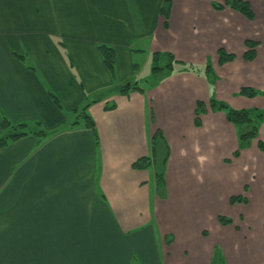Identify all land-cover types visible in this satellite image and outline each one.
Instances as JSON below:
<instances>
[{"label":"crops","instance_id":"crops-1","mask_svg":"<svg viewBox=\"0 0 264 264\" xmlns=\"http://www.w3.org/2000/svg\"><path fill=\"white\" fill-rule=\"evenodd\" d=\"M247 1L253 20L216 9L222 0H172L166 22L165 0H0V136L4 115L67 125L0 147V264H264V226L253 228L248 214L245 225L219 221V184L239 177L229 174L235 161L225 162L238 142L236 127L210 106L214 93L236 109L264 108L252 104L260 96L239 95L244 86L264 90V0ZM226 38L240 52L220 65ZM245 39L260 42L252 61ZM100 45L115 49V76ZM155 51L200 70L141 84L144 93L112 91L133 75L136 53L151 60ZM208 60L213 85L197 65ZM96 94L102 99L88 111L97 135L76 116ZM199 101L207 107L201 126ZM157 130L170 149L163 196L153 167H133L151 156ZM192 201L213 210L188 213L182 204ZM193 221L203 231L192 232Z\"/></svg>","mask_w":264,"mask_h":264},{"label":"trees","instance_id":"trees-1","mask_svg":"<svg viewBox=\"0 0 264 264\" xmlns=\"http://www.w3.org/2000/svg\"><path fill=\"white\" fill-rule=\"evenodd\" d=\"M213 6L216 9L222 10L226 6H229L231 9H234L248 19L253 20L255 18L254 10L247 0H225L223 3L213 2ZM172 7V0H165L162 5L161 13L165 17L167 22L170 11ZM246 51L244 53V58L248 61H252L256 56V48L259 45V41L248 39L245 41ZM100 52L103 56L105 64L107 65L109 71L113 76H115V65H116V53L115 49L108 45H100ZM236 58L234 53L227 52L224 48L218 49V62L220 65H223L227 62H232ZM152 76L150 79L144 80L148 83L150 87L157 86L164 79L170 77L171 75L179 72H192L198 71L195 65L187 64L178 60L175 55L169 51H155L152 53ZM178 66V67H177ZM203 74L208 79L209 83H215L217 76L214 72L213 66L211 63H208L203 70ZM143 81L136 80L135 82H130V85H121L117 88H114L112 91H118L122 94H129L132 90L139 91L144 93V88L141 86ZM239 94L247 97H255L256 95L264 94V91L256 89L251 86H244L239 91ZM55 97V96H53ZM102 97H95L92 101H86L80 115L78 118H84L85 124L87 127L93 130L95 135H97L95 121L92 116L89 114V107L92 103L101 100ZM115 104H107V109H114ZM210 106L213 111H223L228 119L237 130L238 136V148L234 152L233 156L238 158L241 155V151L248 149L252 146L253 141L257 139L260 135V128L264 123V108H247V109H236L230 106L228 103L218 100L215 97H211ZM207 112V107L203 102H198L196 110L195 123L197 126H201V116ZM76 123V122H75ZM2 127H14V129H25L16 130L10 134L0 137V147L6 146L11 140H17L25 135L30 133L38 135H46L47 133L43 130L41 131H32L29 130V126L26 123H19L17 126L11 125V121L8 117L4 115L2 120ZM258 147L264 151V141L258 140ZM151 156L143 157L138 159L133 163V167L139 170H145L149 167H153L156 173L157 180V191L159 195L163 196L165 193V170L166 164L169 159L170 149L165 140L164 134L161 130H157L154 137L151 141ZM231 162L230 160H226ZM231 204L237 203H248V199L242 195L232 196L230 199ZM219 221L223 225H228L233 223V219L224 215L219 216ZM216 264V263H215Z\"/></svg>","mask_w":264,"mask_h":264},{"label":"rangeland","instance_id":"rangeland-1","mask_svg":"<svg viewBox=\"0 0 264 264\" xmlns=\"http://www.w3.org/2000/svg\"><path fill=\"white\" fill-rule=\"evenodd\" d=\"M224 1L225 0H222V2H224ZM254 1L259 7L260 6V0H254ZM246 40H248V39H245L244 41H246ZM251 40H254V39H251ZM256 41H258V40H256ZM238 43H239L238 41L237 42L235 40L233 41L231 38H226L222 41V45L219 48H224L227 52H230V53H234V54L239 53L240 47H239ZM244 44H245V42H244ZM226 46L231 47L232 49L227 48ZM245 48H246V44H245ZM216 55L218 58V51H217ZM208 61H209L208 63H211L210 60H208ZM134 64H135V66H134L133 75H131L130 78L126 82H124L123 84H121V83L120 84L121 85H127L130 82H135L136 80H138L141 82L143 81L142 84L147 86V89H148L150 87V85H148V83L144 82V80L150 79L152 76V61L147 58L146 54L136 53ZM197 65L201 67V69H202L201 71L205 70L206 65L205 66L199 65V64H197ZM117 68H118V66L116 63L115 75L118 74ZM196 68L198 69V67H196ZM195 73H198V71H195ZM116 80H117V78H116ZM210 84L213 85L212 83H210ZM262 91H264V90H262ZM98 95L99 94H96L95 96L91 95L90 100L92 101L93 98L96 96L98 97ZM239 95H241V94H239ZM212 96H214V93H211V97ZM258 96H260V97L257 98L256 100L252 101V104H258L259 102L264 104V94H260ZM82 108H78V110L76 111L77 117H78V115H80ZM82 119L85 121L84 118H82ZM11 125L17 126V124L14 123L13 121H11ZM28 126H29V130H32V131L33 130L34 131L43 130L47 133V135L52 134L54 132H57L59 129H63V128L67 127V125H60L57 128H47L45 125L36 124L33 122L28 123ZM16 130L25 131V129H14V127H8V128H3L2 134L4 136H6V135L10 134L11 132H15ZM28 135L41 136V135L33 134V133H30ZM0 137H3V136L1 135ZM258 140H261L260 135L257 139H255L253 141V144L250 148L244 149L241 151V155L238 157L239 159L232 156L230 159H227V160H230L231 162H227L225 160V162L228 164L232 163V160L235 161L234 167L232 168V170L230 171L229 174H230V176H232V175L238 176L239 175V177L237 179H235L234 182H230V183H228L226 181L227 178L223 179V184H219L220 185V193L217 196L218 197V206L217 207H218V210L220 212V215H224V216L230 217L232 219L234 218V220L236 222H239V220H240L242 225H245L246 221L243 220V216L245 214H248L249 217L251 216L249 218V220H251V221H249V223L251 222L253 224L252 225L253 228H256V229L263 228V226H264V199L262 201H260V199H259V195H260L259 193L264 190V182L261 181V178H262L261 174H264V172L261 171V169L264 168V151L259 149L258 143H257ZM11 141H14V140H11ZM237 142H238V136H237ZM237 148H238V143H237ZM241 156H242V159H240ZM243 170H245L244 176H245L246 180H249L251 182V184H247V183L244 184L242 182L243 181V173H242ZM226 177H229V176L227 175ZM157 193H158V191H157ZM237 195H242V196L246 197L248 199V203L247 204H244V203L231 204L230 203L231 197L237 196ZM187 196L189 197V195H187ZM214 196H215V194H214ZM182 205H183L182 208H184L186 210V212L192 213V214L200 213V212H210L213 210L212 207H210L209 205H203L201 203H196L194 201L189 202L188 204H182ZM214 212H215V210H214ZM192 225H193L191 227L192 232L197 233L199 230L203 231V229H201V227H199L200 223L198 224L199 226H196L195 222L193 221ZM200 231H199V233H200ZM260 250H262V251H260V255L263 256L264 255V249H260ZM251 252H254V251L252 250ZM249 255H254V254L249 253Z\"/></svg>","mask_w":264,"mask_h":264},{"label":"water","instance_id":"water-1","mask_svg":"<svg viewBox=\"0 0 264 264\" xmlns=\"http://www.w3.org/2000/svg\"><path fill=\"white\" fill-rule=\"evenodd\" d=\"M128 86L130 85V83L127 84Z\"/></svg>","mask_w":264,"mask_h":264}]
</instances>
